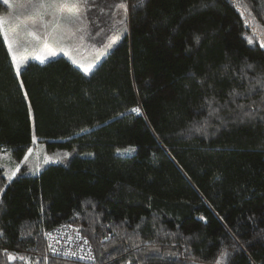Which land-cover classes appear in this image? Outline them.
I'll use <instances>...</instances> for the list:
<instances>
[{"label": "trees", "instance_id": "16d2710c", "mask_svg": "<svg viewBox=\"0 0 264 264\" xmlns=\"http://www.w3.org/2000/svg\"><path fill=\"white\" fill-rule=\"evenodd\" d=\"M121 6L88 75L59 56L18 76L0 30V151L35 133L72 154L0 167V264H264V0H88L79 36L102 46ZM63 225L92 260L49 253Z\"/></svg>", "mask_w": 264, "mask_h": 264}, {"label": "rangeland", "instance_id": "374dc122", "mask_svg": "<svg viewBox=\"0 0 264 264\" xmlns=\"http://www.w3.org/2000/svg\"><path fill=\"white\" fill-rule=\"evenodd\" d=\"M6 6L9 11L0 16L4 21L2 31L4 36L8 37L7 44L9 42L12 44L13 52L18 57H27V62H40L36 57L44 51L45 43H47L49 49L55 51L56 55L49 57L46 61L64 56L79 69H81L79 67L80 64L88 66L94 62L92 69L87 75L113 50L125 36L127 30L124 20L125 13H127L125 6L123 8L121 6L123 15L119 17V27L116 33L106 38V42L102 46H97L93 42L92 37H89L90 40L87 37H84L83 40L80 39L81 36L79 34L81 31L76 29L79 27L82 31L85 30V20L82 23L71 24L70 27H66L69 24L66 20H61L58 28H54L51 23L45 27L44 23L50 20L51 17L45 16L42 22L32 12L31 8L26 5L25 0H9V5ZM81 11H84L83 6ZM30 33H34V35H30ZM108 43H112V47L105 50L104 46ZM73 60L77 61V63H73ZM25 65L26 63L21 70ZM18 76H20V73ZM33 136L36 138L35 133ZM30 148L32 152L29 154L27 151L25 154V156H28L27 161L24 160L25 156L20 159L16 158L11 150L0 151V167L4 169L8 181L19 175L38 174L46 166L62 163L72 155L66 150H51L46 143L40 142L37 138ZM46 158L47 162H45ZM13 172L16 173L15 176H12Z\"/></svg>", "mask_w": 264, "mask_h": 264}, {"label": "snow or ice", "instance_id": "6c2138e0", "mask_svg": "<svg viewBox=\"0 0 264 264\" xmlns=\"http://www.w3.org/2000/svg\"><path fill=\"white\" fill-rule=\"evenodd\" d=\"M26 5L31 8L32 12L40 18V20L43 22L45 16L51 17L50 20L44 23V26L47 27L49 23L53 25L54 28L60 27V21L66 20L69 22L66 27H70L71 24H76L77 22H83L86 19V11H87V5L88 0H25ZM4 5H9V0H3ZM139 3L142 4L143 0H139ZM84 7V11H81V7ZM206 5H201V7H205ZM3 19L0 18V30L3 28ZM77 31H82L79 27L76 29ZM126 30V29H125ZM30 35H34V33H30ZM99 35V33H97ZM83 36L80 37L81 40H83ZM38 39V37H37ZM196 41L199 42V37H195ZM5 40H8V37L5 36ZM248 42L251 44L253 41L251 38H248ZM261 47H264V43H261ZM9 52H12V60L14 67L16 69L17 75H19L22 66L27 63V57H18L15 52H13L12 44L9 42L8 44ZM105 50L112 47V43H108L105 46ZM46 53V55H45ZM102 54V53H101ZM56 52L49 49L47 43H45L44 51L41 52L39 56L36 57L41 63H44L49 57L55 56ZM73 63H77V61L73 60ZM93 64H89L88 66H85L83 64H80L79 67L83 70L85 74L89 73L90 70L93 67ZM249 68L252 66L249 65ZM236 94V93H234ZM132 112L139 113V108H133L131 109ZM123 115V113H121ZM197 131H200L201 129L197 128ZM36 138L33 136V142H35ZM28 153L30 154L32 152V149L29 148ZM28 156L26 155L24 157V160L27 161ZM45 162H47V158L45 159ZM16 173L13 172L12 176H15ZM11 179V177H9ZM0 191H3V189H0ZM201 219H203L201 217ZM227 256V252L221 253V259L225 258ZM15 257L9 256V259H14ZM216 264H220L219 259L217 260Z\"/></svg>", "mask_w": 264, "mask_h": 264}, {"label": "built area", "instance_id": "2783aa9c", "mask_svg": "<svg viewBox=\"0 0 264 264\" xmlns=\"http://www.w3.org/2000/svg\"><path fill=\"white\" fill-rule=\"evenodd\" d=\"M49 253L76 260L90 261L93 259L92 247L79 228L63 225L47 233Z\"/></svg>", "mask_w": 264, "mask_h": 264}]
</instances>
